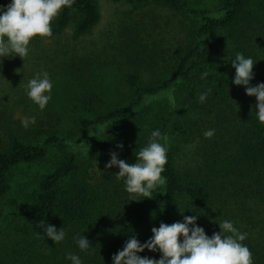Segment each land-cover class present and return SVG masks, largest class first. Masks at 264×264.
Returning <instances> with one entry per match:
<instances>
[{"label": "trees", "instance_id": "trees-1", "mask_svg": "<svg viewBox=\"0 0 264 264\" xmlns=\"http://www.w3.org/2000/svg\"><path fill=\"white\" fill-rule=\"evenodd\" d=\"M126 1L133 9L161 5L196 22L190 47L175 61L171 77L163 80L143 77L142 67L153 64L155 53L142 40V28L131 26L121 55L122 62L125 63L124 59L128 62L124 74L128 101L107 110L88 102L95 112L93 118H83L80 122L81 138L87 146L84 159L71 148L65 137L51 130L37 131L39 139L32 143L25 139L17 125L11 124L5 131V141L0 144V198L11 189L13 169L21 164L43 161L51 149L55 150L54 169L25 196L21 214L30 230L39 236H46L41 221L57 230L63 228L64 232H81L94 237L107 234V239H101L102 248L93 255L92 261L85 264H113L112 256L123 249L129 237L135 235L137 238L148 221L149 199L138 197L137 201L129 199L125 202L119 223L109 225V185L96 182L92 173L95 167L111 158V152H116L128 163L136 162V153L147 144L129 137L127 129L144 118L154 102L171 95L174 90H178L175 104L166 109L154 129L160 131V140L172 132L180 137L191 135L196 113L213 112L219 106L229 118L236 120L238 116L233 114L230 97L238 88L233 83L235 69L231 63L236 54L242 52L240 49L249 52L255 49L259 57L264 55V0H216L213 6L203 8L195 7L189 0ZM10 3L11 0H0V6L4 8ZM100 20L99 0H75L71 8H64L53 20L51 38L63 34L73 21V39L79 40L90 34ZM249 52L242 53L246 57ZM205 71L209 75L202 79L201 74ZM80 82L84 83L81 77ZM84 87L93 93L89 82L86 81ZM204 92H208L207 100L200 103L199 95ZM243 106L246 109L233 141L227 148L207 151L205 170L211 176H247L250 180L248 189L242 187L241 190L249 195L247 191L256 193L254 185L263 174L264 124L257 118L255 105ZM216 115L220 116V111ZM119 144H123V149L117 147ZM167 157L162 173L166 177V185L162 187L163 214L165 224L170 225L180 222V216L184 215V200L195 210L206 211L212 206L215 193L210 181L204 177L193 176L184 180L173 155L167 152ZM256 186L260 187L258 183ZM259 197L264 201V194ZM138 255L144 257L143 252ZM253 261L254 264H264V248L257 251ZM0 264L14 263L0 260Z\"/></svg>", "mask_w": 264, "mask_h": 264}, {"label": "rangeland", "instance_id": "rangeland-1", "mask_svg": "<svg viewBox=\"0 0 264 264\" xmlns=\"http://www.w3.org/2000/svg\"><path fill=\"white\" fill-rule=\"evenodd\" d=\"M189 1L195 7L203 8L213 6L216 0ZM99 8L100 22L90 34L79 40L73 39L72 21L60 36L33 39L29 45V55L24 61L18 56L0 58V144L5 141V131L11 124L17 125L25 139L32 143L39 139L37 131L51 130L65 137L71 148L84 159L87 146L81 138L80 122L83 118H93L95 112L93 107L88 106V102L97 103L107 110L128 101L129 91L124 75L128 62L124 59L123 63L121 55L129 27L142 28V40L155 53L153 64L142 67L143 77L147 80L170 78L175 61L189 49L192 42L196 22L161 5L152 4L142 9H133L126 0H99ZM240 51L249 52L244 49ZM246 57L256 62L251 86L264 83V55L259 57L254 49ZM41 70L49 73L53 83L51 99L42 111L29 99L25 88L28 81ZM86 81L95 94L90 92V88L84 87ZM235 87L238 91L230 97V101L233 103V114L238 116L236 120L229 118L223 107L219 106L213 112L207 110L196 113L192 119L195 125L191 135L180 137L172 132L160 142L173 155L184 180L200 176L208 179L214 187V202L206 211L195 210L184 200V215L180 216V222H183L185 216L196 215L197 226L202 227L211 237L214 232L220 231L218 223L230 220L241 233H247L242 243L254 257L257 251L264 248V201L259 197V194H264V169L261 179L258 178L254 185L256 193L247 191L249 195L241 190L242 187L248 189L250 180L247 176L235 178L236 175H231L230 179L211 176L205 170L207 151L211 148H227L229 142L233 141L246 109L243 104L256 105V98L247 96L243 86ZM177 91L154 102L144 118L127 129L126 134L148 144L151 133L166 109L175 104ZM219 111L221 115L217 116ZM31 116L36 117V123L23 127L21 121ZM210 129H214L217 135L207 139L203 133ZM109 161L99 164L92 173L96 182L109 185L111 215L108 224L114 225L121 221L125 202L130 199V195L125 191L124 179L116 177L119 168H106ZM55 164L56 152L51 149L45 160L21 164L13 169L11 189L5 197L0 198V260L14 264H72L67 259L68 254L72 253L85 264L92 261L93 255L102 248V237L108 238L107 234L94 237L81 232H65V239L55 244L46 236L34 234L27 226L21 214V204L41 178L54 169ZM257 183L260 187L256 186ZM148 207V221L137 237L141 244L152 237L153 227L159 228L161 223H165L162 187L153 192ZM83 236L91 245L87 251L80 250L76 242L77 238ZM143 253L144 257L157 260L162 255L159 251L150 252L147 249Z\"/></svg>", "mask_w": 264, "mask_h": 264}, {"label": "clouds", "instance_id": "clouds-1", "mask_svg": "<svg viewBox=\"0 0 264 264\" xmlns=\"http://www.w3.org/2000/svg\"><path fill=\"white\" fill-rule=\"evenodd\" d=\"M75 0H11L6 7L0 6V58L20 57L23 61L28 57L30 42L36 38L53 36L52 22L64 8H71ZM256 62L251 57L237 53L231 66L235 69L233 83L243 86L246 95L256 98L255 109L257 118L264 124V83L251 86L254 79L253 69ZM207 71L201 78H207ZM20 86V85H19ZM29 99L42 111L51 99L53 83L47 71L41 70L25 86ZM210 91V90H209ZM208 92L199 95V102L207 100ZM22 126L36 123V117H25ZM205 138L214 136L215 130H206ZM161 133L157 129L151 133L148 144L136 153V162L128 163L120 159L116 152L110 153L107 169L119 168L116 175L124 179L125 191L132 201L138 197L153 199V192L166 185V177L162 175L168 162V149L160 142ZM123 149V144L117 145ZM197 216H185L183 222L172 224L161 223L159 228L153 227L152 237L141 244L135 235L128 238L122 250L112 256L113 264H254L253 254L242 242L247 233H241L230 220L218 223L219 232L209 237L202 227L197 226ZM40 225L45 235L55 244L65 239L63 228L57 230L53 225ZM182 238V242H181ZM79 249L87 251L91 245L83 236L77 238ZM147 249L159 251L160 259L141 257ZM72 264H82L79 256L69 253L67 256Z\"/></svg>", "mask_w": 264, "mask_h": 264}]
</instances>
